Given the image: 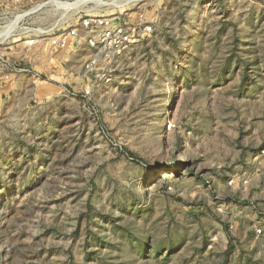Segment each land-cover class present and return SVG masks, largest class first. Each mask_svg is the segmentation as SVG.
<instances>
[{"label": "rangeland", "instance_id": "obj_1", "mask_svg": "<svg viewBox=\"0 0 264 264\" xmlns=\"http://www.w3.org/2000/svg\"><path fill=\"white\" fill-rule=\"evenodd\" d=\"M0 264H264V0H0Z\"/></svg>", "mask_w": 264, "mask_h": 264}, {"label": "built area", "instance_id": "obj_2", "mask_svg": "<svg viewBox=\"0 0 264 264\" xmlns=\"http://www.w3.org/2000/svg\"><path fill=\"white\" fill-rule=\"evenodd\" d=\"M82 29L86 34L85 38L87 46L90 50H92V52H96L93 60H90L87 64L86 69L90 72L93 70L92 68L102 62L101 60L104 54L105 59L103 60L107 59V55L119 57L129 51L133 46L137 45L140 40V32H138L137 29H142L146 35H150L153 31L152 26H147L143 20L140 21L137 27L131 28L126 24L116 23L112 19L98 17L88 18L85 22H83ZM77 37V30H72L70 33L61 34L58 40L56 39L57 42L55 43L63 46L69 38L74 39ZM95 79V82L98 83L111 81L107 78V74H99L98 72Z\"/></svg>", "mask_w": 264, "mask_h": 264}]
</instances>
